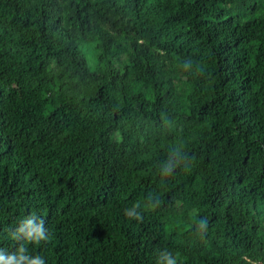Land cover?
Segmentation results:
<instances>
[{
    "label": "trees",
    "instance_id": "obj_1",
    "mask_svg": "<svg viewBox=\"0 0 264 264\" xmlns=\"http://www.w3.org/2000/svg\"><path fill=\"white\" fill-rule=\"evenodd\" d=\"M33 213L45 264H264V0H0V247Z\"/></svg>",
    "mask_w": 264,
    "mask_h": 264
},
{
    "label": "clouds",
    "instance_id": "obj_2",
    "mask_svg": "<svg viewBox=\"0 0 264 264\" xmlns=\"http://www.w3.org/2000/svg\"><path fill=\"white\" fill-rule=\"evenodd\" d=\"M179 153L178 150L173 151ZM162 166L163 174H171L174 168L178 166L173 164L172 154ZM140 205L137 203L131 209L125 210V215L129 218L142 219V216L137 211ZM199 228L206 227V221H199ZM10 239L15 241L18 245L15 251L9 252L0 247V264H45V259L40 255H29L26 244L40 245L50 241V231L45 227L44 220L35 213L25 216L20 220L18 226L15 228H8ZM157 264H177V259L171 252L164 251L159 253Z\"/></svg>",
    "mask_w": 264,
    "mask_h": 264
},
{
    "label": "bare ground",
    "instance_id": "obj_3",
    "mask_svg": "<svg viewBox=\"0 0 264 264\" xmlns=\"http://www.w3.org/2000/svg\"><path fill=\"white\" fill-rule=\"evenodd\" d=\"M15 191H16V190H15ZM14 193H15V192H14ZM15 194H16V193H15ZM14 196H15V195H14ZM7 199H8V198H7ZM11 202H12V201H11ZM14 204H15V203H13V205H14ZM8 206H9V205H8ZM8 206H7V207H8ZM11 206H12V205H11ZM14 206H15V205H14ZM12 208H14V207H12ZM9 210H10V208H9Z\"/></svg>",
    "mask_w": 264,
    "mask_h": 264
}]
</instances>
